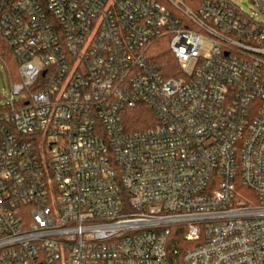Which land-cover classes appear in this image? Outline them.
<instances>
[{
    "label": "built area",
    "instance_id": "1",
    "mask_svg": "<svg viewBox=\"0 0 264 264\" xmlns=\"http://www.w3.org/2000/svg\"><path fill=\"white\" fill-rule=\"evenodd\" d=\"M249 1L0 0V264H264Z\"/></svg>",
    "mask_w": 264,
    "mask_h": 264
},
{
    "label": "trees",
    "instance_id": "2",
    "mask_svg": "<svg viewBox=\"0 0 264 264\" xmlns=\"http://www.w3.org/2000/svg\"><path fill=\"white\" fill-rule=\"evenodd\" d=\"M187 3H190L191 0H185ZM169 41L167 39L158 42L157 44L153 45L151 48L152 54L155 56V63L162 69L170 68L172 70H178L177 64L170 53L169 50ZM11 66L12 75L16 81L17 72L15 66V58L13 56L12 48L9 44L0 36V66L6 67ZM131 120L134 122L135 125L139 126L141 123H147L149 119L154 118L151 112L147 109L146 111H131L129 112ZM142 126V125H141Z\"/></svg>",
    "mask_w": 264,
    "mask_h": 264
},
{
    "label": "rangeland",
    "instance_id": "3",
    "mask_svg": "<svg viewBox=\"0 0 264 264\" xmlns=\"http://www.w3.org/2000/svg\"><path fill=\"white\" fill-rule=\"evenodd\" d=\"M237 4H239V6L248 14L253 15L255 11V8L253 7V5L251 4V2L249 0H234ZM208 47L209 45L206 44L205 45V51H208ZM0 72L2 75H5L4 72V67L0 66ZM3 87V86H2Z\"/></svg>",
    "mask_w": 264,
    "mask_h": 264
}]
</instances>
